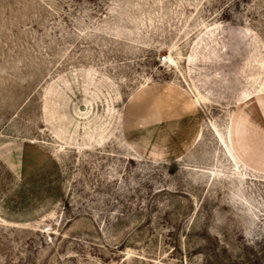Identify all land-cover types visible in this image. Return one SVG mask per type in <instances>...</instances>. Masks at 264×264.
Listing matches in <instances>:
<instances>
[{"label":"rangeland","instance_id":"374dc122","mask_svg":"<svg viewBox=\"0 0 264 264\" xmlns=\"http://www.w3.org/2000/svg\"><path fill=\"white\" fill-rule=\"evenodd\" d=\"M0 264H264V0H0Z\"/></svg>","mask_w":264,"mask_h":264},{"label":"built area","instance_id":"2783aa9c","mask_svg":"<svg viewBox=\"0 0 264 264\" xmlns=\"http://www.w3.org/2000/svg\"><path fill=\"white\" fill-rule=\"evenodd\" d=\"M165 60H166V58H165V57H163L162 61H165Z\"/></svg>","mask_w":264,"mask_h":264}]
</instances>
